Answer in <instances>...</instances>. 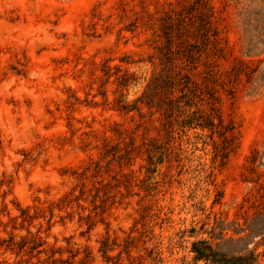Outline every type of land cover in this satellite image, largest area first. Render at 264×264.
<instances>
[{"label": "rangeland", "instance_id": "obj_1", "mask_svg": "<svg viewBox=\"0 0 264 264\" xmlns=\"http://www.w3.org/2000/svg\"><path fill=\"white\" fill-rule=\"evenodd\" d=\"M199 240L264 264V0H0V264Z\"/></svg>", "mask_w": 264, "mask_h": 264}, {"label": "trees", "instance_id": "obj_2", "mask_svg": "<svg viewBox=\"0 0 264 264\" xmlns=\"http://www.w3.org/2000/svg\"><path fill=\"white\" fill-rule=\"evenodd\" d=\"M191 251L195 254L196 262L203 261L205 264H258L257 256L253 252H250L248 257H229L214 250L208 241L204 240L193 242Z\"/></svg>", "mask_w": 264, "mask_h": 264}]
</instances>
